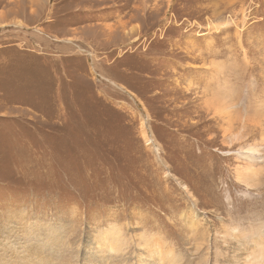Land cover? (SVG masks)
Returning a JSON list of instances; mask_svg holds the SVG:
<instances>
[{
    "label": "rangeland",
    "instance_id": "obj_1",
    "mask_svg": "<svg viewBox=\"0 0 264 264\" xmlns=\"http://www.w3.org/2000/svg\"><path fill=\"white\" fill-rule=\"evenodd\" d=\"M256 146L264 0H0V264H264Z\"/></svg>",
    "mask_w": 264,
    "mask_h": 264
},
{
    "label": "bare ground",
    "instance_id": "obj_2",
    "mask_svg": "<svg viewBox=\"0 0 264 264\" xmlns=\"http://www.w3.org/2000/svg\"><path fill=\"white\" fill-rule=\"evenodd\" d=\"M224 92H226L227 91V88H225L224 90H223ZM236 97V95H235V93H233V96H232V98H235ZM234 100V99H233ZM221 104H223V105H221V106H219V107H217V108H215L214 109V114H216V115H218V116H220V117H222V115H227V116H230V115H232V117H233V114H234V118L235 117H237V110L239 109V107H241L242 108V106L240 105V104H234V101H228V102H226L225 104L224 103H221ZM204 105V104H203ZM211 108V107H210ZM250 109V106H249V103H248V101L246 102L245 101V107H244V112L246 113V115H247V113H248V111H250L249 110ZM207 110V109H206ZM212 111H213V109H211ZM246 115L245 114H242V116L241 117H243V121L241 122V125H240V129H239V132L236 134V135H232V137L231 138H236L237 140H236V142L238 143V141H240L241 142V140L242 139H244L245 138V130L247 131V122H246ZM226 120V119H225ZM229 120V119H228ZM215 121V120H214ZM249 122V121H248ZM252 122V121H251ZM250 122V123H251ZM254 122V121H253ZM236 126V125H235ZM230 127V126H229ZM144 128L142 127V125H141V131H142V135L144 136V138H145V140H146V142L147 143H149L150 142V139H146L147 137H146V134H145V131L143 130ZM229 129V128H228ZM226 130V129H225ZM230 131V130H229ZM231 131H234L233 129L231 130ZM238 131V130H237ZM251 131V130H250ZM224 133H225V131H224ZM227 133V132H226ZM231 133V132H230ZM247 133V132H246ZM254 133V132H253ZM234 134V133H233ZM224 137L225 136H227V135H223ZM249 136V135H248ZM239 137V138H238ZM247 137V136H246ZM230 139V138H229ZM228 139V140H229ZM225 140V139H224ZM232 142H233V140H232ZM235 142V141H234ZM233 142V143H234ZM229 143H230V141H229ZM227 148V147H226ZM246 149V148H245ZM245 149H243V148H241L238 152H237V155H238V158H239V160L241 159L243 162H246L247 164H248V166L251 168H253L255 165H256V163H259L260 162V160H262L263 159V157H261V151L257 148V146L256 147H249V148H247L246 150ZM261 154V155H260ZM262 162V161H261ZM244 166V165H243ZM243 166H242V168H243ZM248 166H246V167H248ZM241 167V166H240ZM239 167V168H240ZM248 167V168H249ZM238 169V168H237ZM236 169V170H237ZM254 169V168H253ZM256 169V168H255ZM243 170H245V171H247L248 169H244L243 168ZM242 171V170H241ZM249 172V171H248ZM255 172V171H254ZM253 172V173H254ZM258 172V171H257ZM257 172L255 173V174H257ZM252 173V174H253ZM238 174V173H237ZM236 174V175H237ZM248 174V173H247ZM240 175V174H239ZM243 175H244V173H243ZM254 175V174H253ZM249 177H250V175H249ZM248 177V178H249ZM247 178V179H248ZM251 178V177H250ZM253 178H256V177H253ZM252 179V178H251ZM244 180V179H243ZM246 180V179H245ZM246 182V181H245ZM246 183H248V182H246ZM250 184V183H249ZM50 237V246L52 247L54 244H55V236L52 234V235H50L49 236ZM50 247V248H51ZM104 259V258H103ZM103 259H101V260H103ZM89 261V263L90 262H95L96 261V259H93V258H89L87 261H85V262H88ZM100 261V260H99ZM99 261H96V262H99ZM54 262H56V264H58V262L57 261H55V260H51V262H50V264H55ZM69 264V263H68Z\"/></svg>",
    "mask_w": 264,
    "mask_h": 264
}]
</instances>
